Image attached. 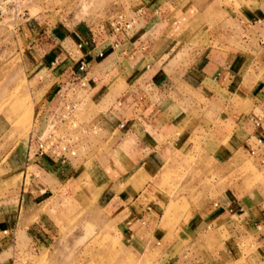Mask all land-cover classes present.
I'll list each match as a JSON object with an SVG mask.
<instances>
[{
  "label": "crops",
  "instance_id": "obj_1",
  "mask_svg": "<svg viewBox=\"0 0 264 264\" xmlns=\"http://www.w3.org/2000/svg\"><path fill=\"white\" fill-rule=\"evenodd\" d=\"M211 5L194 6L190 0H133L119 11L126 19L136 18L129 31L113 35L109 29L100 28L97 35H75L74 47L78 42L89 41L76 55L90 61L89 75L93 78L87 95L81 96L83 101L85 97L87 103L94 101L91 91L105 73L112 71L117 60L128 58L131 65L129 83L126 80L125 88L109 103L105 115L83 120L100 128L99 141L102 147L107 145L103 155L91 157L93 165L105 170V177L93 181L85 197L74 194L75 184L71 182L79 169L80 153L65 165L47 159L37 161L33 156V137L43 113L60 102L75 80L72 68L76 58L65 63L60 46L47 54L46 60L58 57L61 63L53 67L55 82L34 110L32 129L21 153V169L16 172L17 181L9 196L10 206L0 202V251L8 243H16L18 234L35 250L45 244L44 234L57 233L56 224L41 206L57 196L54 193L59 190L81 206L92 202L101 212L116 218L132 251L157 249L166 256L170 249L178 247L182 256L174 262L169 258L164 264H238L236 250L220 231L227 230L232 220L221 202H241L249 207V212L264 203L258 197L260 191H245L243 182H238L239 187L229 186L218 199H212L213 204H208L210 200L198 206L188 195L177 194L160 179L169 159L180 154L200 128L215 145L214 152L209 151L213 160L227 159L235 150H242L264 169V149L256 144L257 139L264 140V7L250 18L235 16L230 13L233 9L220 7L227 17L215 23L217 28L214 25V29L206 31V45H200L201 39L192 48L187 44L192 49L188 61H178L174 53L176 43L185 44L193 35L190 31L176 33L186 16L206 15L205 10ZM249 27L253 29L251 34L246 33ZM100 48L104 55L98 58L95 51ZM101 96L105 102L107 94L102 92ZM201 100L207 105L203 107ZM107 116L110 120L104 124ZM120 123H124L122 128ZM251 147L257 149L253 155L249 152ZM102 156L105 164L101 163ZM35 172L37 176L33 175ZM177 202L187 204L183 214L174 208L175 215L182 214L178 225H162L166 209ZM260 216L255 221L246 217L242 222L249 224L253 238L264 246V208ZM138 223L146 226L149 238L144 240L138 234ZM203 244L211 251L210 259L205 261L196 254ZM243 262L252 264L249 259ZM260 262L264 264V258L254 264Z\"/></svg>",
  "mask_w": 264,
  "mask_h": 264
},
{
  "label": "rangeland",
  "instance_id": "obj_2",
  "mask_svg": "<svg viewBox=\"0 0 264 264\" xmlns=\"http://www.w3.org/2000/svg\"><path fill=\"white\" fill-rule=\"evenodd\" d=\"M131 1L0 0V202L4 201L5 207L11 203V193L17 181L16 172L21 169L22 149L32 129L34 110L45 91L55 82L53 67L61 63L58 57L46 60L47 54L55 50V46H60L66 56L63 61L67 63L74 60L76 47L72 42H76L75 35H97L98 29H109L115 15L128 7ZM190 1L194 6L213 5L205 10L206 15L195 13L198 14L197 18L186 16L184 23L177 29L178 34L187 31L193 34L188 36L187 43H176L178 46L174 48V53L178 61L184 58L188 61L190 50L197 40L201 39V46L206 45L207 42L203 40L206 31L214 29L216 22L224 21L227 17V12L221 8L233 9L230 13L235 16L252 17L264 7V0ZM249 29L246 33L251 34L253 29ZM238 32L241 33L240 30ZM187 44L191 48L186 47ZM180 47L185 50L180 51ZM55 60L58 62L53 64ZM129 60L120 58L112 66V71L102 76L97 87L91 91L94 101L87 103L86 97L82 100L79 112L81 120L91 121L105 115L103 113L109 103L125 88L126 80L128 82L130 79ZM102 92L107 94L105 102L100 99ZM86 95L87 91H84L82 96ZM200 102L203 107L207 105L204 100ZM108 120V116L104 117L103 123L106 124ZM101 134V130L97 134H88L79 150L82 158L77 174L71 181L75 184L73 192L79 197H85L93 181L98 178L102 181L105 177V170L91 163V157L103 155L107 151V145L102 147L99 141ZM214 146L204 129L196 130L180 150L181 153L169 159L160 179L168 188L176 190L177 194L188 195L198 206L210 200L208 204H213L215 201L212 199H218L227 187H239L238 182H243L245 191L259 190L261 196L258 197H262L264 202V169L242 150H235L227 159L219 157L217 161L213 160L209 151L214 152ZM101 163H106L105 158ZM91 191L96 194L94 189ZM54 196L42 203L41 210L56 224L57 233L44 234L42 241L45 244L35 250L30 248L27 239L23 240L18 234L16 243H8L0 251V264H164L169 258H173L170 262H174L182 256L183 251L178 247L170 249L166 256H162L157 249H144L138 253L132 251L128 247L129 242L125 241L120 232L116 218L101 212L92 202L86 207L81 206V203L65 197L59 190ZM221 204L232 216L227 230L223 228L220 231H224L221 232L222 237L231 241L236 250V263H245L249 259L254 264L263 260L264 246H260L259 240L253 238V233L248 230L249 224L242 221L246 217L254 221L261 217L264 203L249 212V207L238 201H223ZM171 205L166 209L161 224L174 228L187 204L177 202ZM174 208H179L182 214L179 212V215H175L177 212ZM135 229L144 240L149 238L146 226L138 223ZM196 254L205 261L210 259L211 251L203 244V248L197 249Z\"/></svg>",
  "mask_w": 264,
  "mask_h": 264
},
{
  "label": "built area",
  "instance_id": "obj_3",
  "mask_svg": "<svg viewBox=\"0 0 264 264\" xmlns=\"http://www.w3.org/2000/svg\"><path fill=\"white\" fill-rule=\"evenodd\" d=\"M136 22V18L126 19L122 12H118L113 22L110 23L109 31L113 35L121 34L132 29ZM90 41L94 43L95 39L92 38ZM88 42L76 44V54L74 55L76 63L72 68L74 82L68 85L60 102L43 113L41 117L40 127L33 137L35 144L33 156L37 161L47 159L61 165L69 163L71 159L78 156L84 138L88 134H97L100 129L97 125H89L79 118V112L82 108L81 96L93 78L89 75L90 61L84 56L76 55ZM114 45L117 46V42ZM103 55L102 48L95 51L96 57L101 58ZM57 62L55 60L53 64ZM118 126L122 128L124 123H120ZM256 144L264 149L263 139H257ZM256 150L255 147H251L249 152L253 155ZM33 175L37 176V173L35 172ZM3 232L6 233V231Z\"/></svg>",
  "mask_w": 264,
  "mask_h": 264
}]
</instances>
